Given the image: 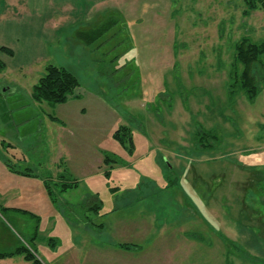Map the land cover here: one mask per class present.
I'll return each instance as SVG.
<instances>
[{
    "label": "rangeland",
    "instance_id": "rangeland-1",
    "mask_svg": "<svg viewBox=\"0 0 264 264\" xmlns=\"http://www.w3.org/2000/svg\"><path fill=\"white\" fill-rule=\"evenodd\" d=\"M243 7L242 0H0V46L13 52L0 51V143L11 144L17 162L26 158L18 165L39 174L55 175L61 159V171L82 182L93 178L101 200L98 215L84 213L94 227L74 236L59 218L45 229L43 218L33 246L44 264H261L264 240L235 221L245 186L255 179L251 167L264 164V87L252 100L227 90L235 41L243 35L264 41V9L244 16ZM108 16L115 22L93 44L77 37ZM47 64L79 80L64 103L30 97ZM123 124L134 132L137 148L130 155L111 134ZM196 127L220 138L214 151L192 149ZM103 149L130 168L114 167L106 181L99 171ZM165 159L179 171L184 165L185 178ZM140 173L159 185L147 183L146 193L128 195L125 206L117 199L111 211L115 200L107 184L126 189L139 184ZM193 174L204 179L196 202ZM254 190L247 196L251 204L264 205V193ZM83 194L71 189L59 199L83 208L91 199L82 200ZM17 218L23 223L11 227L17 234L0 226V251L13 250L19 235L30 236L35 220ZM252 220L242 217V225ZM47 237L59 240L55 250L41 242ZM125 242L137 246L121 250L117 245Z\"/></svg>",
    "mask_w": 264,
    "mask_h": 264
},
{
    "label": "trees",
    "instance_id": "trees-1",
    "mask_svg": "<svg viewBox=\"0 0 264 264\" xmlns=\"http://www.w3.org/2000/svg\"><path fill=\"white\" fill-rule=\"evenodd\" d=\"M242 2L244 6L242 14L244 16H248L251 14V12L258 9H264V0H242ZM114 22L115 19L108 16L98 27L90 28L86 31L77 32V37L84 41L86 44L91 45L100 37H102V35H104L111 28ZM1 50H3L8 55H13V52L7 47H1ZM232 59L233 60L230 64L227 74V90L232 93L231 96H234L235 92H242V94H244L245 97L248 98V100L254 99V97L259 93L260 88L264 87V41H255L248 35L241 36L234 43ZM3 67L4 63L0 62V69ZM78 86L79 80L77 79L75 74L65 69L64 67L47 64L45 67V73L32 86L30 95L31 98L36 102H47L52 105L61 104L67 101L69 95ZM49 117L51 120L61 123L57 117ZM132 130L133 129L131 126L123 124L119 125L112 133V138L116 140L121 145V147L124 148L128 155L132 154L135 150ZM217 138L218 136L215 133L203 131L196 127L194 128V140L191 144L193 147L192 149L194 151H199V154H202V151H214L217 141L220 140V138L219 140ZM101 154V162L102 166L104 167V169H102V174L106 179L110 178L111 170L114 167L130 168L131 166L120 165L119 161L116 160L113 154L106 152L105 150H102ZM224 160L228 159L224 158ZM164 161L167 165H169L170 170H174L176 172L179 171L176 170V168L174 169V167L169 162H167L166 159ZM229 162L240 164L236 160H229ZM7 166L10 167L13 171L16 170L12 165L7 164ZM250 170L255 173V179L251 182L249 181L250 186H245V192L247 193L244 196L241 204V209L239 210L240 219H235V221L244 230L249 229L250 232L252 231L256 236L255 238L264 240V237H262L264 236V205H260L257 203H255L257 205H252L251 200L248 199L251 189L255 188L254 191L256 192V194L264 193V164H255L253 167H251ZM187 171L188 170L186 169V167L182 165L179 172L183 176L184 174L186 175ZM60 178H62L63 180H60L57 184L58 186H60V191L58 190L59 192H54V190H57V188H55L53 182L50 181V179L45 181V185L52 202L56 205V207L60 208L61 211H63L68 221H72L73 223H83L82 221H84L83 224L86 223L87 225H85L87 227H94V224L87 223V216L86 214L84 215V213L91 211L97 214L99 209L102 208L101 200L98 201L97 196L92 195L91 197H88L91 199L86 202V205L83 206V208L80 205H71L67 202H61L58 198L60 192L69 188L71 189L77 187L78 182L74 179L64 178L63 175H61ZM140 178L141 181L139 182L138 186L143 187L144 180L142 178H144V176L140 175ZM179 180L180 178H178V180H174V183L177 185L179 183ZM191 181L193 192L196 194V196L194 197V201L196 202V200H199L198 183L204 181V179L201 175L193 174V179ZM206 185H208V182ZM207 187L209 191L208 196H210L216 188L214 179ZM110 190L112 192H115L116 187H110ZM262 202H264V200H261V203ZM114 209L116 210L117 207H113L111 211H113ZM2 210L3 208L0 207V211ZM21 213L24 216L35 220V226L27 239L19 235V244L13 250L1 251L0 259L17 255L21 256L23 260H25L29 264H44L36 253L35 245L33 246V242L38 237L40 218L26 211H21ZM242 217L248 220L253 219L252 221H254V223L252 225H250L249 223H243L242 225ZM88 224H90V226ZM101 225L102 224L100 223L98 225H95V227H102ZM213 231H215L217 237L221 240V242H223V244L226 243L225 241L227 239L219 229H214ZM187 236L189 237V235ZM196 239L202 240V238H199V236H196ZM41 241L45 242L46 245L52 249L57 248L58 244L60 243L58 239H53L52 237H47ZM117 246L121 250H130L137 245H135L134 243L125 242L119 243ZM238 250L242 251L244 249L238 248ZM258 261L261 264H264V258H258Z\"/></svg>",
    "mask_w": 264,
    "mask_h": 264
},
{
    "label": "crops",
    "instance_id": "crops-1",
    "mask_svg": "<svg viewBox=\"0 0 264 264\" xmlns=\"http://www.w3.org/2000/svg\"><path fill=\"white\" fill-rule=\"evenodd\" d=\"M1 47H5V46H0V51L4 52L3 50H1ZM1 85H2V83H0V86ZM0 91H1V87H0ZM87 96H89L90 98H97V95H95L94 93H91V92H88ZM30 97H31V95H30ZM76 98H79V96L77 95ZM34 102H36V101H34ZM80 110H81L80 113L83 114L84 109L81 108ZM54 122L58 123L57 121H54ZM58 124H60V123H58ZM133 134H134V132H133ZM0 144H1V149H3V152L0 151V160L3 162V163H0L1 164L0 165V207L3 208V210L0 211V226L1 227H4L5 229H7L8 232H13L14 234H17L16 232L13 231V229L11 227H14V226L18 227V225L23 224L22 221L17 218V214L24 216L21 213V211L22 212L26 211V212L31 213V214L40 218L39 229L40 228L42 229L43 218L46 219V221H47V225H46L45 229L51 227V225L53 224L52 222H50V219L54 220L55 218H59L61 220L60 222H62L60 224L63 226H68L67 231H69L70 234L73 233V236H74V233L76 230H79V229L80 230H82V229H88L89 230V228L85 224L83 225V223L74 224L72 221H68L66 219V216L64 215L63 211H61L60 208L56 207V205L52 202L50 195L47 191L45 181L50 179V181L53 182L55 188H57V190H54V192H59L60 186H58L57 184L60 180H63L62 178H60L61 175H63L64 178L74 179L78 182V186L75 188H71V189H74V190L83 189L84 190V194H83L84 197L81 199L85 201L86 198L91 197L92 195H96V191H94V188L92 186L94 183V180L91 176H88L87 179H85L84 182H82L79 179V177L76 176V174H73L69 170L61 171L62 170L61 168L63 166V165H61L63 162L61 159L59 160V162L61 164L57 165V169L59 171L55 175L51 176L48 174L36 173L34 171V169L28 165H26V166L18 165L19 161H26V158H22L21 160H19L17 162V160H16L17 158L13 154L14 150L12 151V149H14V148L12 147L11 144H9V143L6 144L3 141H1ZM134 144H135V142H134ZM136 148L137 147L135 145V149ZM152 148H154V147H152ZM148 149H149V143L146 146V150H148ZM5 151H6V154H5ZM4 155H8L9 157L12 156L13 159H11V157L9 158L8 156L5 157ZM10 159L13 161H11ZM101 159L99 161H101ZM6 162H8V163H6ZM7 164L12 165L14 167V169H16V170L13 171L10 167L7 166ZM99 167H100L99 171L102 173L101 165ZM22 171H24V172H22ZM125 172L126 173H124V175H128V171H125ZM111 174H112V172H111ZM111 174H110V176H111ZM140 175L143 176V174H141V173H140ZM88 178H92V179L88 180ZM191 179H193V175H192ZM191 179H189V180H191ZM108 180H110V178L106 179V181H108ZM147 183L159 185L158 181L155 179H152L151 181L144 180L143 181V187H140L137 184H132L131 186L129 185L126 189H124V188L119 189L118 187H116V191L112 192L110 190V187H113V186H110L107 184V186L109 187V190L113 194L112 199L115 200V204L113 207L116 206L117 199H119L121 201V198H122L121 202L125 206L127 204H124V202H125L124 199H126L128 197V195L133 194L134 192L138 194L139 191L143 192V194L146 193V186H147L146 184ZM133 185H135V186H133ZM190 186H192V181L190 183ZM129 187H131V188H129ZM71 189L69 188V189H66V190L60 192L59 196L64 194L67 190H71ZM140 194H142V193H140ZM59 196H58V198H59ZM63 202H68V201H63ZM136 202H140L139 199ZM136 202H134V203H136ZM68 203H71V202H68ZM87 213H88V216H91L92 213L95 214L94 212H91V211H88ZM5 214H8V216L10 218H12V223L5 218V216H4ZM25 217H27V216H25ZM133 231L138 233V231L140 232V228H134ZM72 241H73L72 245H74V247H76V248L80 247L79 241H77L75 238H72ZM41 242H43V241H41ZM113 243L114 242H112L111 245H113ZM55 249L56 248H53L52 250H55ZM27 263L28 262L23 260V258L21 256H17V255L0 259V264H27Z\"/></svg>",
    "mask_w": 264,
    "mask_h": 264
}]
</instances>
